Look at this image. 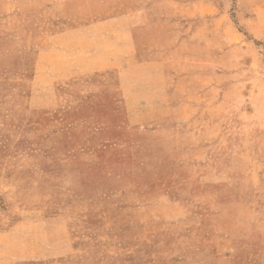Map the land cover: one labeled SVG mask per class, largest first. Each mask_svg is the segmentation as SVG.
Wrapping results in <instances>:
<instances>
[{
  "label": "rangeland",
  "instance_id": "374dc122",
  "mask_svg": "<svg viewBox=\"0 0 264 264\" xmlns=\"http://www.w3.org/2000/svg\"><path fill=\"white\" fill-rule=\"evenodd\" d=\"M0 264H264V0H0Z\"/></svg>",
  "mask_w": 264,
  "mask_h": 264
},
{
  "label": "crops",
  "instance_id": "0c3cea01",
  "mask_svg": "<svg viewBox=\"0 0 264 264\" xmlns=\"http://www.w3.org/2000/svg\"><path fill=\"white\" fill-rule=\"evenodd\" d=\"M62 20H63V18L62 19H59V22L62 21ZM64 20H66L64 22H66L69 26H73L74 28H76L75 25L70 24L71 22H76V19H74V18L66 19L65 18ZM103 20H105V19L104 18H101L100 20H98L99 24L95 25L94 27H101V29H103V24H104V21ZM88 25H89L88 23H85L84 24V26L86 28H87ZM75 32L77 33V30H75Z\"/></svg>",
  "mask_w": 264,
  "mask_h": 264
}]
</instances>
